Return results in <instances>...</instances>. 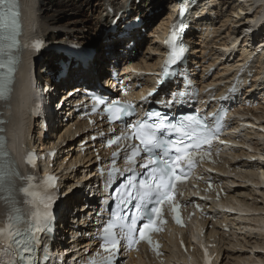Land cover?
Instances as JSON below:
<instances>
[{"label":"bare ground","instance_id":"1","mask_svg":"<svg viewBox=\"0 0 264 264\" xmlns=\"http://www.w3.org/2000/svg\"><path fill=\"white\" fill-rule=\"evenodd\" d=\"M138 1V4L134 0H20V3L24 9V17L26 18V20L28 19V17H31L32 20V25L27 29L28 34H35L36 36L38 35L42 39H44L46 43L63 41L70 42V40H77L83 42L90 36V33H95L97 31V23H101V31L98 34L100 36L101 42L96 48H94L95 55L93 56L92 60L88 63L87 68L82 70L79 66L72 67L73 62H71L67 77L63 80H60L58 83L59 88H69V90L66 92L69 93L72 90L79 88V86H82L81 84H90V82L94 79H102V77L106 76L108 73L107 66H114V64H116L117 67L120 66V72L122 74V77L124 78V82H126V85L134 86L136 83H140L142 90H145L146 88H149L153 85L152 76H144L143 73L154 71L156 67H158L157 64L160 61L159 55L162 53V50L160 49L159 45V42L161 40L160 32L162 30H165L172 17V13H174L175 11V9L173 10L172 5L174 0ZM206 2L208 3V7ZM206 2L201 4V8H197L193 12L194 16H199L196 20L197 25H199L198 33L192 32L188 35V39H194L192 41L193 44L191 47L192 50L190 52V61L197 67H199L200 65L204 69L201 71V74L196 77V80H198V84L200 83L204 87L213 86L216 87L217 91H221L222 87L220 84H226V82H229L231 80V76H235L238 71H241L242 69L246 70L248 68L250 72L251 70H254V73L252 75V85L253 87H257V83L260 80L258 79V77L264 78L262 76L264 72V48L262 49V47H257L256 45L259 43L263 44L264 39L260 40L257 43H253L252 41L254 40L251 39L248 33L252 30L255 35V33L259 31L262 26H264V0H207ZM104 5L113 8L114 12L123 9L120 17L126 18L129 21L133 20L134 17H142L144 21V25L142 26V28H149V31L151 33L150 37H144L141 39V41H138L136 39L135 33L138 34L139 37H141V30L133 31V33L131 34V38L122 39L116 37V34H104L103 28H106L108 24V22H106V18H103L101 16L103 11L102 8ZM125 9L128 10V13L125 12ZM157 9H162V11L165 13L161 15V18L157 20L154 25H151L150 23L152 18L148 17L147 14L149 11L153 12ZM85 13H87V15H85L84 17ZM103 14L105 16L107 15V13L104 11ZM211 14H215L216 18ZM218 18L220 19L218 20ZM214 21L217 22L213 25L212 22ZM248 21H250L251 23L250 26L246 25ZM217 23L219 24V27H217ZM227 26L231 32L230 35L225 36L224 31H222V29H226ZM85 29L87 30L86 33H84ZM242 36L243 38H241ZM131 40H133L135 44L133 51L129 52L125 50V46ZM239 40L241 45L239 44L237 46L236 49H238V52L235 53V45L236 43H238ZM144 47L145 49H143ZM214 47L218 49L214 50ZM142 50L145 51L142 52V54H139V51ZM208 50L212 51L209 52ZM241 51H243V54L240 53ZM256 52L260 53L259 56H254ZM26 55L28 58L29 53H26ZM228 55L229 57H227ZM252 56L255 57L253 61L255 65L250 67L248 62ZM61 58L62 56L54 51L43 54L42 57H40L39 59L40 69H37L35 72L36 80H42L46 77L42 70L54 72L57 69L55 63ZM220 65L221 67H224V69H220ZM26 67L27 64L25 63V61L22 62L19 66L18 81L16 83L15 91L12 99L8 101L11 108H0L4 113L3 117L6 121H8V124L4 128L7 131L6 134H8V136L10 137L9 146L11 149H15V139H17L22 144L23 142L26 143V145H37L41 140V134H39L40 125L38 119L35 120L34 124L32 125V120L26 118L22 113L23 106L21 105L20 100L22 99L23 95L27 94L30 91L29 85L24 84L25 72L27 70ZM211 67H215L214 72L207 74L209 68ZM218 77H220V79ZM46 80H49V78ZM76 83H78L79 85L73 86ZM259 87V90H261L262 92V89L264 88V83L260 84ZM64 95L66 94H62V96ZM260 95L261 96L256 99L259 102L263 101L261 102V106L264 107V91ZM256 99L254 97V94H248V101H257ZM238 104L240 107H243L245 105L242 101L238 102ZM255 110L257 111V109ZM241 111L242 112L238 113V115L235 116L236 118H232V120L228 121L227 123L231 128H233V135L230 137V140H234L233 143L235 145L241 144L242 146L247 147L248 149H253L255 152L259 151V147L253 146L254 144H252L250 141L241 142L242 138L245 137L247 139L248 136L246 134L243 137L241 134L236 135L235 133L237 131H246L248 130V128H246L245 126L249 123L253 124V122H251V119H249L250 121L246 119V116L254 117L259 122V124L257 125L258 129L264 131V115H255L249 107L248 109L244 108ZM34 126L37 127V138L33 136V133H31V129H33ZM52 129L54 130L52 137H50V133H48L46 142L43 141L39 143V145L41 144L42 148H57L59 151V155H57L56 157L52 170L61 178L60 188L62 190L63 188H66V196L64 199L61 200L60 203V212L63 213L66 211L68 213L69 211L74 209L75 206H77L78 196L76 195V193L78 192V189L76 188V183L78 181H81V179H86L82 176L83 173H87L89 171L93 172V168L95 167V157L93 156V152L89 147V143L85 145L87 150L84 153L80 151L81 148H79L77 145V143L88 140L90 136L89 133L86 134L84 132L86 129L84 122H81L76 119V117H74L73 119H69L68 123L61 125V127L57 130H55V128ZM77 133L82 134L81 138L76 137ZM254 134L256 137L262 140V152H264V133L262 134V132H260L259 130H255ZM29 136H31L30 139H28ZM252 137H254V135ZM236 139H238V141H236ZM226 150L228 153L226 154V158L224 159L225 161L218 167V171L221 175L212 176L214 181H216L217 183L221 182L223 185H226L225 187L228 189V185L226 183H235L233 182L232 177L231 182V180L229 181L223 176L225 174H229L232 176H237V178H241V180H246V182H252V184H255L256 186H264V174L262 172L264 171V163L262 161L257 160V163H254L252 161H245L239 166L237 161H232L236 158H240L243 156L247 157L249 160V158L254 157V155L250 156V153L248 151L246 152V149L240 146H233L232 148H227ZM228 158H230L231 161ZM230 168H233L235 170L241 169L246 171V173L242 175V173L230 171ZM260 170L262 171L260 172ZM94 179L95 178L93 174L89 177L88 180L89 182H93L95 181ZM248 184L249 183L245 185L248 186ZM250 187L252 188V186ZM230 190L232 191L233 189ZM235 193L236 192L229 193V195L232 197L229 196V198H227V206L223 207H227L228 209L233 211L236 209L239 212L246 213V215L255 212L264 213V207L262 205L261 207H263V209H260L259 207L258 209L255 207L250 208L249 205L246 206L242 204V202L238 200L236 196L233 195ZM262 194L264 193L262 192ZM214 211L215 209L210 208L209 214L216 213ZM216 214L217 216L221 215V218L224 223L227 222L226 218L228 215L223 214L220 211ZM243 218L246 222H250L251 220H253V222L257 224L259 229L264 228L263 215H260L259 217L248 216L247 218ZM246 222L244 226H248V224L246 225ZM197 225V229L191 237L194 240L199 241L200 243L205 242L206 245V240L209 237L212 238L215 235V231L213 230H222L220 222L211 223L209 220H205L201 223H198ZM205 225H212L213 228L210 232V236L208 238L205 236L203 239L201 237V234ZM262 234L264 235V233ZM250 235L253 234L250 233ZM185 238L187 237L183 236L182 240L185 241ZM91 241L92 237H89L87 239L81 237L76 238L75 240L65 242L71 244L74 247L76 246L79 249L75 251V253L69 254V256L83 258L85 256V250L83 249L87 246H90ZM260 248H262V250L264 249V241L262 244H260ZM186 249L188 251L189 246L186 247ZM175 250L176 252H174ZM65 251L67 253H70L71 248H66ZM212 252L215 253V250H213ZM174 253H176L177 255H175ZM188 255L191 258L193 257V254H191L190 251L188 252ZM1 256L3 257L2 259L5 263L11 264L9 262L10 259L4 257L0 252V257ZM194 256H196V250L194 251ZM171 258V264L173 260L174 262L175 260L179 259L182 261L185 260V257L182 254L179 244L177 243H175ZM130 264H160V259H145L144 257L140 256L139 260L133 261Z\"/></svg>","mask_w":264,"mask_h":264},{"label":"snow or ice","instance_id":"2","mask_svg":"<svg viewBox=\"0 0 264 264\" xmlns=\"http://www.w3.org/2000/svg\"><path fill=\"white\" fill-rule=\"evenodd\" d=\"M18 15L15 0H0V99L6 97L15 66L19 62L13 55L19 48ZM184 15L185 12L181 11V28L184 27L182 23ZM172 36H179L175 27ZM166 43L171 45V49L163 72L165 76L175 75V66L184 58L186 47L182 42L177 43L176 38L169 39ZM29 47L39 52L42 43L35 41ZM68 55L80 57L81 53L73 51ZM94 98L98 104L106 103L102 96ZM105 111L109 114L110 121H122L132 115L131 106L120 104L118 99L108 104ZM154 117L157 119L153 122ZM213 119L217 121L215 126L209 125L207 120L195 114H187V123L181 121L176 124L169 122L166 114L151 110L147 120L128 125L133 132V136L128 139L139 142L130 146L132 151L128 160L134 162L136 157L143 155L146 162L140 164V168L144 169L142 174L127 177V184H122L113 193L122 205L123 214L119 216V220L124 222L119 224L109 222L103 228L101 250L107 253L103 258L104 264H113L122 246L130 250L141 241L152 245L150 235L161 231L158 225L164 223L162 211L165 205L170 206L172 213L177 212L180 205L174 203V197L178 183L183 182L185 174L194 166L197 154H200L201 159L205 158L207 153L201 154L202 147L210 146L219 131L221 118ZM175 133L180 135L177 136ZM119 139L118 137L112 142L116 143ZM117 154L113 153V157L115 158ZM17 179L19 175L10 163L8 154L0 151V242L7 246L10 255L16 256L17 264H38L33 251L38 241L37 234L44 233L51 227L53 197L51 191L34 189L32 177L27 184H17ZM46 183L51 189L55 188L53 178L49 177ZM121 188L128 193L127 198L120 195ZM21 195L24 197L23 200ZM21 203H29L35 209L27 220L20 210ZM175 220L177 224L180 223L178 215L175 216ZM116 226L121 230L119 235L114 231ZM121 237L125 241L124 245H121Z\"/></svg>","mask_w":264,"mask_h":264},{"label":"rangeland","instance_id":"3","mask_svg":"<svg viewBox=\"0 0 264 264\" xmlns=\"http://www.w3.org/2000/svg\"><path fill=\"white\" fill-rule=\"evenodd\" d=\"M167 5V4H166ZM163 12L162 10H160L159 13H157V15H155L152 20H151V25H154L157 20H159L161 18V15H163ZM85 15H87V13L84 14V17ZM220 18H218L219 20ZM234 20V18H233ZM217 22V21H216ZM215 21L212 22V24L214 25L216 23ZM235 22V21H234ZM218 24V23H217ZM217 27H219V24L217 25ZM236 27V26H235ZM226 29H228V26L226 27ZM225 28L222 29V31H224V35L227 36V35H230V30H226ZM86 29L84 31V33H86ZM146 34L145 37L146 38H149L150 37V31L149 30H146L145 31ZM91 39V41H98L99 38L97 35H95L94 33H90V36L87 40ZM86 40V41H87ZM90 42V41H89ZM97 46V44H96ZM145 49V47L143 48ZM145 50H142V51H139L141 54L142 52H144ZM146 56V55H145ZM35 67H37V69H39V62L37 61L36 62V65ZM220 69H224V67H221L220 65ZM203 70V68H200V71H199V74L201 73V71ZM261 106H256L254 108V111L257 113V114H263V110H264V107L260 108ZM257 109V111L255 110ZM250 131V130H249ZM248 133L251 132V135L250 137L252 138V143L259 147V151H254L252 150L251 154L254 155V154H261L262 156L260 157H255L253 158V161H257L258 159L260 161H262L264 163V152H262L263 150V143L261 142V139H259L258 137L255 136V132L253 133V131H250ZM254 135V137H252ZM259 139V140H258ZM258 140V141H257ZM258 142V143H257ZM256 143V144H255ZM261 148V149H260ZM240 161H238L239 164H242L243 161H250L251 158H248L243 156L241 158ZM232 170V169H231ZM236 173H238V170H235ZM242 175L246 172H243L241 171ZM226 177L232 181V178H233V182H235L234 184H228L229 185V190L230 189H233L231 192H236L237 194V197H238V200H240L242 202V204L246 205V206H250V208L252 207H255L258 209V207L260 209H263L264 207V194H262V192L264 193V191H261L262 189H260L261 186H256L255 184H252V182H246V180H241V178H237V176H232V175H226ZM232 177V178H231ZM255 179V178H254ZM244 181V182H243ZM238 182V183H236ZM246 182V183H245ZM256 182V181H254ZM240 183V184H239ZM248 184V186H246ZM237 184V185H236ZM244 184V186H243ZM246 184V185H245ZM240 185V186H239ZM252 186V188L250 187ZM256 186V187H255ZM246 187V188H245ZM259 188V189H258ZM257 189V191H256ZM238 191V193H237ZM240 192V193H239ZM256 192V193H255ZM254 193V194H252ZM239 195V196H238ZM242 195V196H240ZM246 195H249V196H246ZM252 195V196H250ZM259 195H260V199H259ZM255 196V197H253ZM242 197V198H241ZM256 198V199H255ZM243 199V200H242ZM255 199V200H254ZM245 200V201H244ZM257 201V202H255ZM252 202V203H251ZM259 203V204H258ZM261 205L263 207H261ZM257 206V207H256ZM238 214H235L234 216H227L228 218V221H227V224H228V227H229V231L228 232H225V233H222L221 231L218 232L216 230H214L218 237H217V254L218 257L220 258V264H237V261H238V264H264V249L262 250V248H260V244L263 243L264 241V235L262 233H264V228H261L259 229V227L257 226V224L255 222H253V220H251L250 222H246L244 221V218H247L248 216L250 217H259L260 215H263L264 216V213L262 212H255V213H251V214H247L246 213H243V212H239L238 210H236ZM260 214V215H259ZM243 215V216H242ZM238 217V218H237ZM242 218V219H241ZM251 219H255V218H251ZM244 221V222H243ZM240 222V223H239ZM245 222H246V225L248 224V226H244L245 225ZM253 222V223H252ZM242 223V224H241ZM252 225H251V224ZM256 224V225H255ZM241 225V227H240ZM251 225V226H249ZM255 225V226H254ZM243 227V228H242ZM251 227V228H250ZM258 227V228H257ZM262 227V226H261ZM239 228V229H238ZM241 228V230H240ZM254 228V229H253ZM250 229V230H249ZM240 230V231H239ZM259 230V231H258ZM261 231V232H260ZM253 234V235H250ZM258 233V235H257ZM224 234V235H223ZM256 235V236H255ZM260 235V236H259ZM262 236V238H261ZM219 239V240H218ZM249 240V241H248ZM231 241V242H230ZM261 242V243H260ZM231 243V244H230ZM240 243V244H239ZM250 243V244H249ZM258 243V244H256ZM249 244V245H248ZM219 245V246H218ZM233 245V246H232ZM258 247H256V246ZM227 246V247H226ZM246 247V248H245ZM234 248V249H233ZM255 249V250H253ZM259 249V250H258ZM215 250L214 248L212 249V251ZM253 250V251H252ZM227 252V253H226ZM253 254V255H252ZM258 255V256H257ZM261 255V256H260ZM240 258V259H239ZM243 258V260H242ZM253 259V260H252ZM241 260V261H240ZM245 261V262H244ZM236 262V263H235ZM256 262V263H255ZM259 262V263H258Z\"/></svg>","mask_w":264,"mask_h":264}]
</instances>
